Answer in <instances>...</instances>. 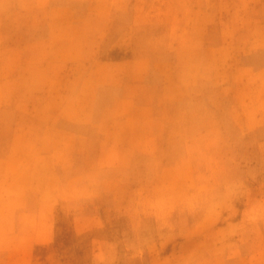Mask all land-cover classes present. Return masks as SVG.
Segmentation results:
<instances>
[{"label": "rangeland", "instance_id": "rangeland-1", "mask_svg": "<svg viewBox=\"0 0 264 264\" xmlns=\"http://www.w3.org/2000/svg\"><path fill=\"white\" fill-rule=\"evenodd\" d=\"M0 264H264V0H0Z\"/></svg>", "mask_w": 264, "mask_h": 264}, {"label": "crops", "instance_id": "crops-1", "mask_svg": "<svg viewBox=\"0 0 264 264\" xmlns=\"http://www.w3.org/2000/svg\"><path fill=\"white\" fill-rule=\"evenodd\" d=\"M144 108H146V106L144 105Z\"/></svg>", "mask_w": 264, "mask_h": 264}]
</instances>
